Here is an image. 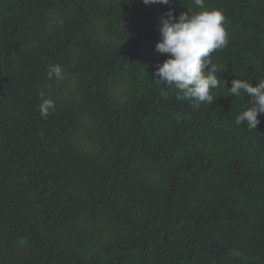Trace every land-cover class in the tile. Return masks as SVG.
<instances>
[{
	"label": "trees",
	"instance_id": "1",
	"mask_svg": "<svg viewBox=\"0 0 264 264\" xmlns=\"http://www.w3.org/2000/svg\"><path fill=\"white\" fill-rule=\"evenodd\" d=\"M205 4L228 44L195 108L152 75L192 0H0V264H264V113L226 94L264 79V0Z\"/></svg>",
	"mask_w": 264,
	"mask_h": 264
},
{
	"label": "clouds",
	"instance_id": "2",
	"mask_svg": "<svg viewBox=\"0 0 264 264\" xmlns=\"http://www.w3.org/2000/svg\"><path fill=\"white\" fill-rule=\"evenodd\" d=\"M197 11L188 8L178 17L173 15L171 9L160 17V40L156 50L166 54L167 58L158 63L153 77L157 83L175 85L178 100H188L193 107L199 108L201 104H212L216 99L210 89L221 86V79L217 75L218 66L211 60V54L228 44V33L225 27V16L218 8H209L205 0H192ZM145 5L164 4L170 0H143ZM210 65V67H208ZM207 69V70H206ZM49 80L64 78L61 65H49L47 71ZM226 81H224L225 87ZM226 88V87H225ZM227 95L239 96L241 91L250 97V107L243 110L236 117V124L246 123L249 129H256L260 123L258 113H264V79L259 80L255 86L248 79L236 78L231 81V87L226 88ZM161 95L167 99L168 93L162 91ZM40 114L47 117L50 111L55 110V102L39 92Z\"/></svg>",
	"mask_w": 264,
	"mask_h": 264
},
{
	"label": "rangeland",
	"instance_id": "3",
	"mask_svg": "<svg viewBox=\"0 0 264 264\" xmlns=\"http://www.w3.org/2000/svg\"><path fill=\"white\" fill-rule=\"evenodd\" d=\"M64 83H69V82L66 81V82H64Z\"/></svg>",
	"mask_w": 264,
	"mask_h": 264
}]
</instances>
